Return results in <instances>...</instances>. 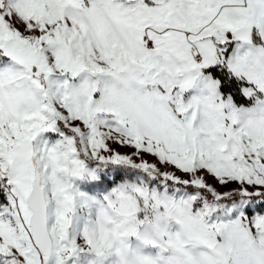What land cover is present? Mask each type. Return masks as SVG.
Here are the masks:
<instances>
[{"label": "snow or ice", "instance_id": "obj_1", "mask_svg": "<svg viewBox=\"0 0 264 264\" xmlns=\"http://www.w3.org/2000/svg\"><path fill=\"white\" fill-rule=\"evenodd\" d=\"M0 264H264V0H0Z\"/></svg>", "mask_w": 264, "mask_h": 264}]
</instances>
